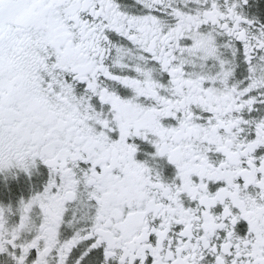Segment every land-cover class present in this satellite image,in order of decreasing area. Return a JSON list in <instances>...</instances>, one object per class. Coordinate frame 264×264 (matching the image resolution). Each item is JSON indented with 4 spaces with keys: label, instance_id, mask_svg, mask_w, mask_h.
I'll use <instances>...</instances> for the list:
<instances>
[{
    "label": "snow or ice",
    "instance_id": "obj_1",
    "mask_svg": "<svg viewBox=\"0 0 264 264\" xmlns=\"http://www.w3.org/2000/svg\"><path fill=\"white\" fill-rule=\"evenodd\" d=\"M0 264H264V0H0Z\"/></svg>",
    "mask_w": 264,
    "mask_h": 264
}]
</instances>
